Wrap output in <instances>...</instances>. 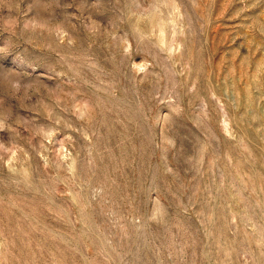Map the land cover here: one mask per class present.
<instances>
[{
    "label": "rangeland",
    "instance_id": "obj_1",
    "mask_svg": "<svg viewBox=\"0 0 264 264\" xmlns=\"http://www.w3.org/2000/svg\"><path fill=\"white\" fill-rule=\"evenodd\" d=\"M0 264H264V0H0Z\"/></svg>",
    "mask_w": 264,
    "mask_h": 264
}]
</instances>
